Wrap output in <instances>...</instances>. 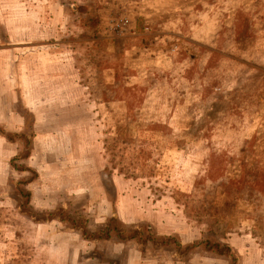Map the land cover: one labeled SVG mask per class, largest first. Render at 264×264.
Segmentation results:
<instances>
[{"label": "rangeland", "instance_id": "1", "mask_svg": "<svg viewBox=\"0 0 264 264\" xmlns=\"http://www.w3.org/2000/svg\"><path fill=\"white\" fill-rule=\"evenodd\" d=\"M78 1L0 0V264H264V0Z\"/></svg>", "mask_w": 264, "mask_h": 264}, {"label": "trees", "instance_id": "2", "mask_svg": "<svg viewBox=\"0 0 264 264\" xmlns=\"http://www.w3.org/2000/svg\"><path fill=\"white\" fill-rule=\"evenodd\" d=\"M62 2H63L62 6H65V7L68 6L67 9H68V12L70 13L69 18L71 20L77 19L78 16L80 19L81 15L86 13V7L85 8L83 7L84 5L82 2H81V4H78L77 10H74V8H73L74 3L71 2V0H62ZM77 2H79V1L77 0ZM90 22H93V21L90 20ZM69 30L72 32V28H70ZM90 32L88 33V31H86L85 29H81L80 31L75 30L74 34L81 38V37H85V36L89 35ZM21 197L26 198V200H27L26 203H23V205H22L23 211L25 213H27L28 216H32V218H35L34 220H37V221L39 220L42 222H49L51 220L52 221L57 220L60 223H62V225L64 224L63 226H66L69 228L73 227L76 230H78V228H82V226H84V233L83 234L86 236L88 234H95L94 237L99 238L101 240L104 239L105 236H109L110 238H117L113 241L120 242V241L137 239L138 237L140 238V235L143 233H154L153 232L154 230L148 226L146 228H143L140 231L139 230H131L130 228H127L126 226H123L119 223H116L115 221L111 222L109 224V226H107L102 231L101 230L100 231L99 230L98 231H92L88 222L82 218V217L85 218V216L83 214H80V213L71 214V213H68L67 211H65L64 209H61L60 211H57L54 213L46 212L44 214H37V212L35 211L32 204L29 205L30 201L33 199L34 196L32 194H29V193H22ZM84 224H86V225H84ZM87 224H88L89 229L87 228ZM111 224H113L115 226H112ZM213 238H214L213 241H211L209 239H205V240L198 242L192 246H188V245L183 246V245L177 243V241L175 240V237L165 236L162 238V243L173 244L174 246L178 247V249H180L179 252L182 255H185L184 251H192V250L200 248L201 246H203L205 248V250H207V251H210V252H213L216 254H220V255H224L225 251L230 253L229 249L223 243V241L220 239L219 235L215 234ZM151 240H153V239H151ZM154 242H155V245H158L161 242V240L155 239Z\"/></svg>", "mask_w": 264, "mask_h": 264}, {"label": "crops", "instance_id": "3", "mask_svg": "<svg viewBox=\"0 0 264 264\" xmlns=\"http://www.w3.org/2000/svg\"><path fill=\"white\" fill-rule=\"evenodd\" d=\"M0 14H1V10H0ZM208 19V18H207ZM209 20H210V18H209ZM222 24H223V28H222V30H224V23L222 22ZM218 33H221V31H218ZM137 36V35H136ZM221 39H223V38H225V36H223L222 34H221ZM154 39H156V37L154 38ZM256 39H254V45H256L257 47H259V46H264V40L263 39H260L259 38V40L257 39L256 41H255ZM220 41V40H219ZM144 47H147V44L145 45L144 43L142 44V48L143 49H141L140 48V51L139 50H135V51H131V53H130V55L132 54H135V55H140V56H142V57H147L148 56V54L150 53V51L148 50V49H145ZM128 51V50H127ZM137 51H139V53L137 52ZM190 51H192V49L190 50ZM113 54V53H112ZM31 69H33V68H31ZM27 73L30 75H33V73H35L34 71H27ZM108 76H116V75H119V72L117 71V70H115V69H113V70H109L108 71ZM140 76L141 74L140 73H138L137 74V76ZM136 76V77H137ZM132 77H134V75L132 76ZM128 90V89H127ZM4 122H2V121H0V124H3ZM74 146H75V148H76V145L74 144ZM60 156V155H59ZM63 162V160H62V157H60V163H62Z\"/></svg>", "mask_w": 264, "mask_h": 264}, {"label": "built area", "instance_id": "4", "mask_svg": "<svg viewBox=\"0 0 264 264\" xmlns=\"http://www.w3.org/2000/svg\"><path fill=\"white\" fill-rule=\"evenodd\" d=\"M123 32H124V28H122V29L120 30V34H123Z\"/></svg>", "mask_w": 264, "mask_h": 264}]
</instances>
